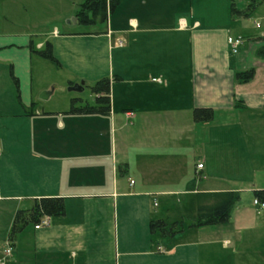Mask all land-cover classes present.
<instances>
[{"label":"crops","instance_id":"0c3cea01","mask_svg":"<svg viewBox=\"0 0 264 264\" xmlns=\"http://www.w3.org/2000/svg\"><path fill=\"white\" fill-rule=\"evenodd\" d=\"M103 24L35 42L0 22V245L35 199L65 206L18 232L4 264H235L264 242L253 202L264 189V0L246 18L229 0H118ZM229 36L242 38L237 53ZM46 42L58 64L37 53ZM46 62L68 86L109 78V112L45 105ZM196 108L212 119L194 121ZM223 192L239 194L227 222L187 227L188 209ZM180 217L182 232L150 233L152 220Z\"/></svg>","mask_w":264,"mask_h":264},{"label":"trees","instance_id":"16d2710c","mask_svg":"<svg viewBox=\"0 0 264 264\" xmlns=\"http://www.w3.org/2000/svg\"><path fill=\"white\" fill-rule=\"evenodd\" d=\"M239 0H229L230 14L233 18L249 17L255 8L263 0H241L246 1L244 9H238L236 3ZM118 0H85L80 4L79 11L75 14V19L80 24H94L96 21L104 22L109 13L117 6ZM264 49V48H263ZM37 53L55 64L58 61L51 51V44L46 42L44 47L37 50ZM254 71L252 69L236 73V80L248 82L252 79ZM15 80V79H14ZM95 95L94 104L90 105L81 99L72 98L70 107L66 113L75 115L85 114H107L110 109V79L102 78L96 81L91 87ZM213 112L209 108H196L193 111V119L196 122H206L212 119ZM254 197L264 203V189L254 191ZM212 203L197 205L194 211L187 210V227H199L209 224L227 222L233 205L239 200L236 192H223L213 195ZM65 213L64 201L61 197H41L33 201L32 206L26 210H18L13 218L9 231V241L12 244L14 236L28 224L35 225L44 217L62 216ZM183 217L171 222L163 219H155L150 222V233L160 236L172 237L184 230Z\"/></svg>","mask_w":264,"mask_h":264},{"label":"rangeland","instance_id":"374dc122","mask_svg":"<svg viewBox=\"0 0 264 264\" xmlns=\"http://www.w3.org/2000/svg\"><path fill=\"white\" fill-rule=\"evenodd\" d=\"M84 1L85 0H25L21 3L15 2L14 0H5L4 3L0 1V17L5 14L4 18L1 17L0 22H6V25H9L11 29L30 34L35 42L46 38L53 30L89 31L98 30L100 27L104 28L103 22L100 25H87L80 24L76 20H73L75 14L79 11L80 4ZM239 2L243 3L245 1H237L236 6H239ZM118 45L122 44L119 42ZM46 63L45 65H49L51 70H45L43 72V81L54 83L48 85L47 89L41 91V93H51L49 99H42L45 105L57 111L63 109L67 110L69 108V101L72 98L81 99L83 102L90 105L94 104L95 95L91 91V84H85L86 86H84L81 92L69 91V86L63 82L66 74L64 70L55 68V70L58 69V72H55L52 67L57 66L53 63ZM262 75L263 73L261 72L258 77L260 78ZM41 93H39V97ZM259 179L260 183H264V177H260ZM254 207L256 206L254 205ZM256 208L258 210H263V208ZM3 244L0 245V248L4 250L6 246ZM235 258V264H264V242L260 244L259 248H253L246 252L238 251V256H235Z\"/></svg>","mask_w":264,"mask_h":264},{"label":"built area","instance_id":"2783aa9c","mask_svg":"<svg viewBox=\"0 0 264 264\" xmlns=\"http://www.w3.org/2000/svg\"><path fill=\"white\" fill-rule=\"evenodd\" d=\"M227 44L230 46L232 53H237L238 48L242 44V38L229 36V37H227ZM197 167L202 168V164L199 163L197 165ZM253 202L255 205H259L261 208H264V203L260 202L257 198H255ZM48 224H49V218L44 217L43 219H41V221L39 223L34 225V228L38 229L39 227L47 226ZM6 244L7 245L2 252L3 256L0 258V264H4L5 263L4 257H9L11 255V252H12V245H11L10 241H8Z\"/></svg>","mask_w":264,"mask_h":264},{"label":"water","instance_id":"95a60500","mask_svg":"<svg viewBox=\"0 0 264 264\" xmlns=\"http://www.w3.org/2000/svg\"><path fill=\"white\" fill-rule=\"evenodd\" d=\"M73 20H76L75 18H73ZM85 86V81L84 80H80L77 83H73L71 85H69L68 90L69 91H77V92H81L83 91ZM49 92H42L40 95V98L42 99H46L48 97Z\"/></svg>","mask_w":264,"mask_h":264}]
</instances>
